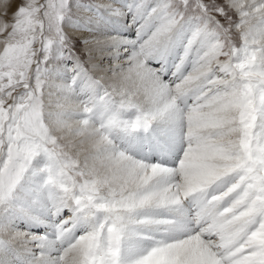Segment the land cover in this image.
<instances>
[{"label":"snow or ice","instance_id":"snow-or-ice-1","mask_svg":"<svg viewBox=\"0 0 264 264\" xmlns=\"http://www.w3.org/2000/svg\"><path fill=\"white\" fill-rule=\"evenodd\" d=\"M0 264H264V0H0Z\"/></svg>","mask_w":264,"mask_h":264},{"label":"clouds","instance_id":"clouds-1","mask_svg":"<svg viewBox=\"0 0 264 264\" xmlns=\"http://www.w3.org/2000/svg\"><path fill=\"white\" fill-rule=\"evenodd\" d=\"M57 135H59V133H57ZM62 143L67 144L68 141L65 139L62 141ZM93 144V139L92 138H85L84 139V143L83 145L80 144L79 139L76 138L75 139V144L71 145L68 147V151L71 152V154L75 157L77 156V149H80L81 147L84 149V152H81L79 154V159L81 160V162L84 160V156L87 153V151L90 149V145Z\"/></svg>","mask_w":264,"mask_h":264},{"label":"rangeland","instance_id":"rangeland-1","mask_svg":"<svg viewBox=\"0 0 264 264\" xmlns=\"http://www.w3.org/2000/svg\"><path fill=\"white\" fill-rule=\"evenodd\" d=\"M43 165H44V157L42 154L34 158L32 162L33 167L40 168L43 167Z\"/></svg>","mask_w":264,"mask_h":264},{"label":"bare ground","instance_id":"bare-ground-1","mask_svg":"<svg viewBox=\"0 0 264 264\" xmlns=\"http://www.w3.org/2000/svg\"><path fill=\"white\" fill-rule=\"evenodd\" d=\"M34 168H36V167H34ZM37 179H40V180H42V176H41V177H38Z\"/></svg>","mask_w":264,"mask_h":264}]
</instances>
